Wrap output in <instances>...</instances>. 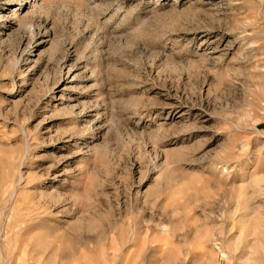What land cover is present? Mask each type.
Masks as SVG:
<instances>
[{
	"label": "rangeland",
	"instance_id": "374dc122",
	"mask_svg": "<svg viewBox=\"0 0 264 264\" xmlns=\"http://www.w3.org/2000/svg\"><path fill=\"white\" fill-rule=\"evenodd\" d=\"M0 264H264V0H0Z\"/></svg>",
	"mask_w": 264,
	"mask_h": 264
}]
</instances>
